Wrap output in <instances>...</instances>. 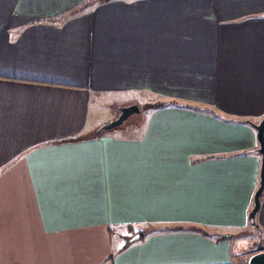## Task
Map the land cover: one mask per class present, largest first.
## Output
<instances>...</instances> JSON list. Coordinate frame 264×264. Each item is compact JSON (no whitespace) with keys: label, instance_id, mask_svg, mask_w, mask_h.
Returning <instances> with one entry per match:
<instances>
[{"label":"crops","instance_id":"obj_1","mask_svg":"<svg viewBox=\"0 0 264 264\" xmlns=\"http://www.w3.org/2000/svg\"><path fill=\"white\" fill-rule=\"evenodd\" d=\"M263 117L264 0H0V264H246Z\"/></svg>","mask_w":264,"mask_h":264},{"label":"rangeland","instance_id":"obj_2","mask_svg":"<svg viewBox=\"0 0 264 264\" xmlns=\"http://www.w3.org/2000/svg\"><path fill=\"white\" fill-rule=\"evenodd\" d=\"M136 96L140 97V98H138V101H139L138 104H139V107L141 109V113L132 115L125 122L124 125H122V126H120L118 128L112 129L109 132H113V131L115 132V131H118L120 129L122 130V128H124V132H125L124 134H127L128 137H138L141 134V132H143L142 131L143 127H145L146 123L149 121V117H150L149 115H151L153 113L151 111H148L147 109L145 110V105L148 102L149 103H156V102H158V100L161 101L162 99L165 98L164 95H159V94H155V93H153V94L152 93H150V94L148 93V94H145V95H142V94L139 95L138 94ZM125 97H132V95L129 94V95L125 96ZM127 99L128 98H126V100ZM165 99L162 100V101L166 102L168 106L170 105V106H173V107H190L191 109H196V110H197V108H200L199 106H196L195 104H192V105L191 104H187V103L180 104L178 101H171V100L169 101V100H165ZM169 102H172V103L169 104ZM118 111H119V109L117 110L116 108H113V107H111L108 104L107 107H105V108H99V112H100V116L99 117L102 119V117H106V116H110V115L112 116V115L118 114ZM200 111H208V112L213 113V114L215 112V110L205 109L204 107H202ZM233 120H235V119H233ZM103 125H105V124H103ZM103 125H101V126H103ZM106 132H108V131H106ZM252 240H257V243L254 244V245L251 244L250 246H248L249 245L248 241H242V244H243L242 246L244 247L246 245L245 243H247L248 244L247 245V249L252 250V251L257 250L259 245L261 244L258 234L255 235V236H252ZM263 245H264V242H263Z\"/></svg>","mask_w":264,"mask_h":264},{"label":"water","instance_id":"obj_3","mask_svg":"<svg viewBox=\"0 0 264 264\" xmlns=\"http://www.w3.org/2000/svg\"><path fill=\"white\" fill-rule=\"evenodd\" d=\"M120 115L115 120L101 126L98 131H110L112 129L118 128L125 124V122L134 114L141 113V109L137 104H132L129 106H124L119 108ZM253 127L257 131V138L260 144V151L263 157L262 160V170H261V189L264 188V117L259 124H253ZM257 206L254 208V211L250 213L249 219L255 218V212ZM263 239H261V242ZM246 264H264V250L251 254L246 259Z\"/></svg>","mask_w":264,"mask_h":264},{"label":"trees","instance_id":"obj_4","mask_svg":"<svg viewBox=\"0 0 264 264\" xmlns=\"http://www.w3.org/2000/svg\"><path fill=\"white\" fill-rule=\"evenodd\" d=\"M170 103H172V102H169V104H170ZM167 106H168V105H167L166 102L147 103V104L145 105V110H146V109H147V110H149V109H162V108H165V107H167ZM188 108H189V107H188ZM197 109L199 110L200 108H197ZM214 114H215V113H214ZM232 121H233V122H237V123L250 124V125L253 126V123L250 122V121H239V120H232ZM97 131H98V130H97ZM98 133H100V132L98 131ZM263 193H264V188L261 189V185H260V187H259V189H258V191H257V193H256V198H255V203H254V208L257 206V210H256V212L254 213V214H255V218L249 219V223H250V225L252 226V229H254V231H256V232H255L256 234L258 233V231H257L256 229L261 230V228H260L259 225L257 224L256 216H257L258 211H259V209H260L261 198H262ZM254 208L252 209V212L254 211ZM255 228H256V229H255ZM144 236H145V234L143 233L141 237L144 238ZM261 237L263 238V234H262V233H261ZM262 238H261V239H262ZM263 250H264V245H263V242H261L260 247L258 248V250H257L256 252L263 251ZM256 252H254V253H256ZM246 259H247V258H246ZM245 263H246V260H245Z\"/></svg>","mask_w":264,"mask_h":264}]
</instances>
